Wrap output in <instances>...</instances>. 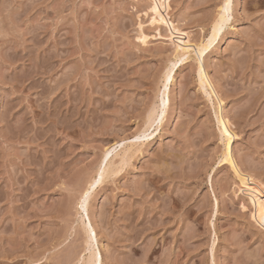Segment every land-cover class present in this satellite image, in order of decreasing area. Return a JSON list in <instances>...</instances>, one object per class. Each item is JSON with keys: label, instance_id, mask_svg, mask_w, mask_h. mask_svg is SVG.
I'll use <instances>...</instances> for the list:
<instances>
[{"label": "rangeland", "instance_id": "374dc122", "mask_svg": "<svg viewBox=\"0 0 264 264\" xmlns=\"http://www.w3.org/2000/svg\"><path fill=\"white\" fill-rule=\"evenodd\" d=\"M223 2L171 0L170 15L199 40ZM231 16L204 53L221 108L149 0H0V264H85L87 221L102 264H264L217 123L220 108L264 184V0ZM171 64L165 117L143 132ZM130 140L142 148L88 189Z\"/></svg>", "mask_w": 264, "mask_h": 264}, {"label": "bare ground", "instance_id": "6f19581e", "mask_svg": "<svg viewBox=\"0 0 264 264\" xmlns=\"http://www.w3.org/2000/svg\"><path fill=\"white\" fill-rule=\"evenodd\" d=\"M149 1H150V5H151V8H152V12H153V20L155 21L154 22L155 23L154 26L159 28V27H162V25H163V28H166V30L168 28V30H167V31H169L168 35H170L171 39H172V37H176V39L177 38L179 39V42L178 41L174 42V43H177L176 44V48H175L177 54H176L174 59H176V57H177V59L186 60V59H189V58L193 57L194 55L197 56V59H196V61H197V70H198V75H199L200 81H201L202 84L207 83V86H209V88L211 87L210 89L213 91V94L216 95L215 98L217 97V99H218L219 104H218V102H217V104H218L219 107H221V105H223L222 103H224L223 99L216 93V90H215L213 84L209 80V77H208V75L206 73V68H205V65H204V53H205V51L207 50V48L209 46V42H208L209 41V37L213 36V31L210 32V36H208V37H206V36L204 37L203 36L201 39L196 40L191 35L190 31H188V30H186V29H184V28H182L180 26L181 25L180 24L181 21L179 23V22H177V21L172 19L171 15H170V13H171L170 12V10H171V0H149ZM232 2H233V0H232ZM217 20H218V18H217ZM217 20L213 24V27L217 24ZM163 28H162V30H163ZM212 30H213V28H212ZM157 32H158V30H157ZM219 33L220 32H218L215 35V37L213 38L212 42L217 38ZM175 34H176V36H174ZM142 36H145L144 32H142ZM160 37H161V35H160ZM172 65L173 64L170 65V67L168 68L167 72L165 71L166 73L164 72L165 75L163 74L164 81L162 82V84H163L164 89L161 92V102H160L159 106L154 108L153 111L150 113L151 115H149L150 117H149L148 126L143 132L147 131L148 128L152 127L154 125V122H156V121H159L158 123L162 122V120L165 117L167 105L169 103L168 84H169V81H170V77L172 75L171 74V71H172V67L171 66ZM208 91H209V89H208ZM220 110L221 109L219 108V112H218V115H217L218 116V122L217 123L219 124V130H220V133H221L220 135L222 136V137L220 136V138L223 139L222 143H224L223 144L224 147L222 145V147H223L222 148L223 149V151H222V160L225 161L226 163L230 164L231 167L235 170V172L237 174V177H239L238 179L240 180L239 189H243V191H246L249 194V197H250V200H251L252 209L249 212H251L252 216L251 215L250 216L253 217L256 220L255 222H257L264 229V199H263L264 198V184L261 183V181L259 179L255 178V177H252V176L251 177H247L248 174L245 176L242 173V171L239 169L238 165L236 164V161H235V158H234L235 155H233V146H234V142H236L235 138L237 137V134L233 130V127H232V124H231V119L228 116L224 115L222 113V110L220 112ZM161 112L163 113L162 116L160 115ZM161 125H162V123H161ZM158 127H160V125H158ZM224 129H227V132H228L227 136L223 135ZM138 138H140V137H138ZM137 139H135V140L137 141ZM140 139H142V136H141ZM140 139H139V141H141ZM130 141H132V140H130ZM140 145L141 144H139L138 142H133V141L130 142L129 145H127V146L123 145L124 147L121 148L120 151L116 152L115 156L111 157V158H109L110 154L108 153L109 152L108 151L107 154H105L103 156V158H102V162L107 161L106 165L103 163L105 166L101 167V170L98 172L97 177L93 181H91L89 183V186H88L89 188L88 189L93 190V188H95L96 185H98L100 182H102L105 178L107 179V176L110 173L112 174V172H115V171L118 172L121 169H123L124 166L128 163V161L131 160L132 157L134 156V154L140 149V147L142 148V146H140ZM117 172H115V173H117ZM236 187H235V189H236ZM233 193L236 195V193L234 191H233ZM241 193H242V190H241ZM245 196H246V194H245ZM87 197L85 198L84 195L82 197V201L84 202V205H85V202L87 204V200H88ZM246 207L248 208L247 205H246ZM249 212H248V214H249ZM85 226H86V233H87V244H86L87 246L86 247H87V249H89L88 250L89 251L88 252L89 256H88L87 261H86L87 263L85 262V264H102L103 263L102 255H101L100 250L96 246L97 244L95 243L96 238H97V233L95 231V228L88 221H87V224ZM93 234H94V236H93Z\"/></svg>", "mask_w": 264, "mask_h": 264}, {"label": "snow or ice", "instance_id": "6c2138e0", "mask_svg": "<svg viewBox=\"0 0 264 264\" xmlns=\"http://www.w3.org/2000/svg\"><path fill=\"white\" fill-rule=\"evenodd\" d=\"M231 10H232V0H224L223 4L220 8V14L217 20V24L213 27V36L209 37V45H211L213 38L218 32H221L224 30V28L229 24V22L232 19L231 16ZM155 22V21H153ZM160 115L162 116L163 113L161 112ZM223 135L227 136L228 132L227 129H224ZM85 198L88 196V193L84 194ZM84 202L81 203V208H83ZM94 236V234H93Z\"/></svg>", "mask_w": 264, "mask_h": 264}]
</instances>
